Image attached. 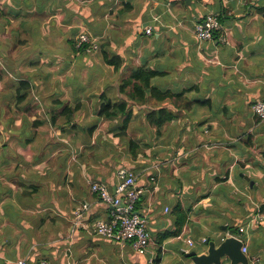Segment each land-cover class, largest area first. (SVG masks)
Here are the masks:
<instances>
[{"label": "crops", "instance_id": "1", "mask_svg": "<svg viewBox=\"0 0 264 264\" xmlns=\"http://www.w3.org/2000/svg\"><path fill=\"white\" fill-rule=\"evenodd\" d=\"M211 12L229 43L197 37ZM82 33L97 52L75 49ZM140 67L161 72L151 83L172 95L121 92ZM260 99L264 0H0V264H181L183 250L232 234L264 264ZM105 101L130 102L127 128L126 114H100ZM161 108L171 118L157 127L147 117ZM121 166L142 190L147 255L94 231L111 208L91 183L115 192Z\"/></svg>", "mask_w": 264, "mask_h": 264}, {"label": "built area", "instance_id": "2", "mask_svg": "<svg viewBox=\"0 0 264 264\" xmlns=\"http://www.w3.org/2000/svg\"><path fill=\"white\" fill-rule=\"evenodd\" d=\"M220 15L214 12L208 13L205 17L197 21L194 29L200 40H213L218 37L222 43H229L225 34L220 35L221 29ZM147 34H152L153 28L146 30ZM86 46L89 52L99 50V41L95 37L82 33L77 38V47ZM252 110L259 121L264 122V99L255 101ZM117 185L116 191L112 192L109 186L102 181L91 183L92 192L110 209L107 219H100L93 225L97 235L117 242L129 243L135 251L142 255L151 253L152 236L148 227L147 215L139 208L142 190L137 187V178L126 166H121L116 172ZM88 206L79 208L76 215L81 217ZM169 209L167 208L166 211ZM207 239H203L205 242ZM190 244L194 242L188 240ZM243 251H247L244 247ZM153 260V259H152ZM18 264H26V260H20ZM41 264H50L46 261Z\"/></svg>", "mask_w": 264, "mask_h": 264}, {"label": "trees", "instance_id": "3", "mask_svg": "<svg viewBox=\"0 0 264 264\" xmlns=\"http://www.w3.org/2000/svg\"><path fill=\"white\" fill-rule=\"evenodd\" d=\"M73 45L75 46L76 50L83 51L87 50L86 46H82L80 48L77 47V42L73 41ZM46 43V49H47ZM104 59L106 63L113 65L115 70H119L122 66V58L119 55H109L107 52H104ZM159 71L148 69L146 67H140L136 71L132 72L129 77L123 80L122 85L120 86V90L125 91L129 89V97L133 101H138L140 103H145L148 100V95L156 98L157 100H166L169 96L172 95L170 91H163L158 87L152 85L151 80L159 75ZM29 89L30 83L27 81L20 82V89H18V96L20 98L25 97L26 92L24 95H21V89ZM130 102H122L120 104H114L111 101H105L102 103L100 114L106 117H111L118 113H124L127 115L124 121V127L127 128V125L130 121V113L128 112V107ZM74 108L65 107L64 111H73ZM148 121L150 124L156 125L157 127L162 126L165 124L170 118L171 113L166 110V108H161L157 111L151 112L148 114ZM137 146L139 144L135 140L130 141V148L133 153H137ZM264 211V206L262 208Z\"/></svg>", "mask_w": 264, "mask_h": 264}, {"label": "water", "instance_id": "4", "mask_svg": "<svg viewBox=\"0 0 264 264\" xmlns=\"http://www.w3.org/2000/svg\"><path fill=\"white\" fill-rule=\"evenodd\" d=\"M233 230L232 233H236ZM239 234L241 231L239 230ZM244 241L229 235L219 239H207L199 249L183 250L184 261L181 264H250L249 257L243 251Z\"/></svg>", "mask_w": 264, "mask_h": 264}, {"label": "rangeland", "instance_id": "5", "mask_svg": "<svg viewBox=\"0 0 264 264\" xmlns=\"http://www.w3.org/2000/svg\"><path fill=\"white\" fill-rule=\"evenodd\" d=\"M52 49H55L54 47H51V48H47V50H52ZM47 57V56H46Z\"/></svg>", "mask_w": 264, "mask_h": 264}]
</instances>
